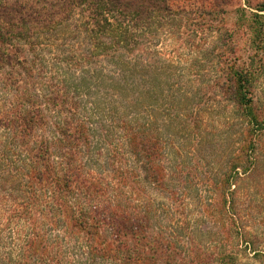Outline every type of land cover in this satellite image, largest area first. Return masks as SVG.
<instances>
[{"label": "trees", "instance_id": "obj_1", "mask_svg": "<svg viewBox=\"0 0 264 264\" xmlns=\"http://www.w3.org/2000/svg\"><path fill=\"white\" fill-rule=\"evenodd\" d=\"M173 2L0 0V264H264L261 28L242 59L212 30L214 76L183 77L158 47ZM210 116L229 130L221 175Z\"/></svg>", "mask_w": 264, "mask_h": 264}, {"label": "rangeland", "instance_id": "obj_2", "mask_svg": "<svg viewBox=\"0 0 264 264\" xmlns=\"http://www.w3.org/2000/svg\"><path fill=\"white\" fill-rule=\"evenodd\" d=\"M33 1H40L41 4H50L54 0H28L29 3ZM173 5L178 8L185 6V13H179L176 16L175 22L169 18L162 19L161 24L162 28L164 29L160 33L158 47L165 59L170 60L173 56L174 62L177 63L180 60L182 61L181 63H178L179 66L177 67L179 71H184L183 77L187 76L192 79H202L207 76H214L212 73H210V70L207 69L212 70L215 68L216 65H214V61L221 60L222 57H216L218 50L215 48L218 44L213 41L212 37H210L213 33L212 30L223 28L226 32L233 33V42H235L236 49L238 50L236 56H239L241 59L245 58L252 49V34L258 31L259 28H261V33L259 36H263L260 38L261 43H264V11H259L264 10V0H174ZM196 7H203V9L195 10ZM207 13L209 15H206ZM58 18L60 19V17ZM80 20L82 21V19ZM81 21H78L79 23L74 21L66 23L63 21L50 28H79L80 24H82ZM147 22L149 28H155L157 24L156 19L154 18L148 19ZM25 28L36 27L31 26ZM175 28H190V36L193 42L191 44L193 47H190V50H188L187 47H182L184 45H182V40L179 39V35L172 36V33H175ZM198 28H202L205 32L203 33L204 35H198L201 38L198 36L196 38L195 33H193V30ZM62 34H65V32H62L60 35H58L60 36L59 38H62ZM53 36H55V34H53L52 37ZM56 43H58V41ZM60 43L64 45L65 42L61 40ZM224 44L225 41L222 42V45ZM192 60H197V62L204 63V67L193 69L190 67L191 62H193ZM201 69L205 71H201ZM213 73L217 74L218 72L214 70ZM222 75L227 76L226 74ZM223 109L224 108H220V110L217 112L218 116L215 115L217 117L214 116V118L212 116L211 118L210 116L208 119L209 123L207 129L211 133L209 136V155L207 158L208 162L210 163V168L208 167L206 170H208L213 175H221L224 173V171H226V169H224V171L222 170L224 168L227 150H229V139L227 137L229 130L223 126L218 127L216 124H213L214 119L216 121L222 118L225 120V114H223L225 109ZM219 116H221V118H219ZM246 185L247 184H245V186ZM253 187L254 186L252 185L248 186L250 196L248 199L249 206L254 204L256 205L255 201H260V198H263L262 196H264V186L256 187L252 191L251 189ZM256 194H258L259 197ZM110 199L113 201V197ZM190 208L194 213V218H198L200 208L197 206V204H194ZM263 208L264 203H260L257 209L254 210V215H256L257 219L264 217V214L262 213ZM250 215L252 214L249 213V217ZM251 221H255V219L249 218V224Z\"/></svg>", "mask_w": 264, "mask_h": 264}]
</instances>
